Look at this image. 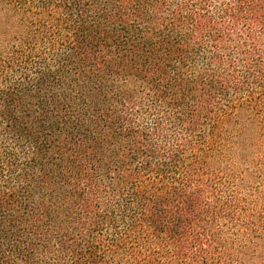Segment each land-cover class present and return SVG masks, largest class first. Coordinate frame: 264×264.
I'll return each instance as SVG.
<instances>
[{
    "label": "trees",
    "instance_id": "obj_1",
    "mask_svg": "<svg viewBox=\"0 0 264 264\" xmlns=\"http://www.w3.org/2000/svg\"><path fill=\"white\" fill-rule=\"evenodd\" d=\"M0 264H264V0H0Z\"/></svg>",
    "mask_w": 264,
    "mask_h": 264
}]
</instances>
